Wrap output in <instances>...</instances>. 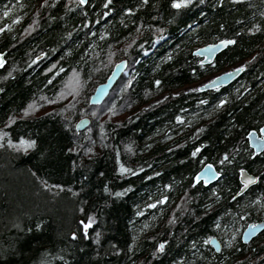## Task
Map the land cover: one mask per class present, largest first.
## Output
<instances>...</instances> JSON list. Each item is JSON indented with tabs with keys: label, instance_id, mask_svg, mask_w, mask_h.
Returning a JSON list of instances; mask_svg holds the SVG:
<instances>
[{
	"label": "trees",
	"instance_id": "trees-1",
	"mask_svg": "<svg viewBox=\"0 0 264 264\" xmlns=\"http://www.w3.org/2000/svg\"><path fill=\"white\" fill-rule=\"evenodd\" d=\"M198 1L194 0L192 6L177 13L170 7L169 0H148L146 4L144 0H116L118 7L104 19L105 31L102 33L99 30L92 33L90 29L94 22L91 18L86 21L87 16H84L93 9L94 5L90 10L87 6L84 11L86 13L79 20L71 21L68 18L65 20V15H56L54 10L45 19L40 17L39 30L43 32L36 38L37 44L34 43V47L39 45L41 47L38 48H42L46 43L60 45L61 61L58 65L65 67L67 61L76 65L75 70L83 80L79 92L84 97L99 80H102L103 76L100 75L101 72L92 75L95 67L92 64L88 66V63H84L79 58L84 44L99 34L100 42L111 49L129 38H135L136 43L130 49L131 52L138 45L150 43L155 34L166 36L159 44V59L166 63L156 69V72L142 73L143 75L135 78L124 93L121 94L119 89L110 101L112 104L110 107L113 108L112 116L99 120L93 119L88 135L84 132L78 133L79 144L83 147L89 146L88 141L83 139L84 136H89L96 141L94 146L97 155L92 160L65 150L66 147H72L73 143L70 139L71 133H66L62 128L63 118L68 115L67 112L59 111L64 106H55L56 111L48 116L43 114L41 117L16 121L8 129L14 137L17 134H32L40 139L38 149L28 155L0 148V264H38L44 249L51 254V264H64V261L59 259L61 255L69 261V264H135L137 259L139 262L137 261L136 264H173V261L177 264H194L195 262L199 264H264V241L253 247L243 245L240 239V228L264 214V211H246L247 204H243L242 201L251 199L256 189H264V181L259 182L233 201L228 195V190L231 189V195L235 190L236 171L232 166H228L224 179H219L212 187L221 190L218 192L221 201L207 210L203 207L204 201L210 198L212 202L216 200V197L210 193L203 196L195 195L197 189L205 190L199 184L195 189L189 187L191 173L195 172L199 165L189 156V153L200 142H207L201 156L209 161H217L219 154L227 151L233 160L238 156L240 159L244 158L245 167L251 171L257 169L256 164L259 166L264 163L263 155L261 159L258 157L249 159V153L244 152L245 149L241 144L246 131L251 127L257 128L260 124L258 121L262 118L264 120V89L257 88L245 103L232 102L235 96L233 88L235 85L239 86L242 79L245 83L248 82L247 84H253L256 80L264 78V47L259 48V44L264 41V15H261L264 13V0H223V3L215 6L214 10L205 11V18H208V21L203 18L198 27L190 33L177 36L179 27L191 19H196V15L202 12L197 5ZM125 8H133L135 11L126 13ZM77 21L83 22V25L84 22L88 23V26L84 27L81 44H79L80 40H75L74 36ZM220 24H224L225 28H220ZM254 26H261L262 29L256 32ZM137 27L140 28L139 34ZM159 28H163L165 32L160 33ZM249 28L253 31L249 32L247 30ZM211 31L235 38L236 43L216 57L212 64L213 69L209 72L233 64L249 56L258 48L261 50L255 55L256 63L253 66L234 83L221 89L227 96L228 103L218 110L217 117L205 122L207 115L200 114L192 118V121L185 120L193 113L191 112L193 109L197 110L188 102L196 103L198 99L204 100L206 96L203 94L197 96L189 93L177 97L169 95L160 103L148 104L159 93L165 92L163 90H168L167 92L170 93V89L193 79L191 69H194V66L190 67V60L192 61L190 49L196 44L209 41L213 37ZM105 32L109 35L105 36ZM129 34L132 36L129 37ZM9 44L2 41L0 46L10 48L11 44ZM26 47L32 48L30 43ZM38 48L31 49L32 56H35ZM22 49L20 48L21 52ZM168 55L173 58L165 59ZM152 66L153 64L150 63L144 71ZM3 72L4 68L0 70V74ZM40 73L31 75L30 80H24L22 75L13 72L12 78L0 82V88L5 89L4 92H0V122H4L10 113L11 115L20 113V109L28 104L30 97L40 84L42 88L45 79H43V73L42 75ZM156 79L162 81L161 86L153 83ZM261 86H264V81ZM208 95L216 103L219 94L208 91ZM144 104H148L147 107H143ZM134 107H138L136 112L127 116L128 111ZM181 109L184 111L181 112ZM69 111L73 124L80 112L78 109ZM176 113L184 116V122L179 130H175L176 126L173 123V116ZM2 126L3 123H0V127ZM101 126L103 132H101ZM165 127L166 132L163 135L159 131ZM200 127H203L204 131L198 133L196 130ZM173 130L175 134H180L178 139L182 144L181 147L169 151L166 150L165 138ZM102 135L106 137L104 144L107 145L103 148L100 143ZM149 144L151 147H146ZM125 145H131V149H127ZM115 149H119L120 160L123 163L132 167L133 170L136 166H140L143 172H138L135 176H126L124 179L119 178L115 173L117 166ZM44 150L49 153L46 161L40 159V152ZM234 155L236 157H233ZM73 161L76 162V167H73ZM81 164L85 167H81ZM37 165L40 166L39 174L46 176L53 184H68L73 188H79L81 175L88 177L84 185L87 195L72 197L70 193L62 192L58 197L53 198L52 192L40 187L29 171L35 170ZM148 166L154 167L152 169ZM100 171L105 172V177L98 178ZM153 172L159 175L153 176ZM146 176L149 179H145ZM102 180L109 183L114 190H120L129 184L134 187L120 199L112 197V203L105 206L107 194L97 191L102 187ZM166 184H171L172 188H164ZM185 191L192 197L187 202L181 199ZM146 195H153V202L161 195H167L170 202L172 198L175 200V197L179 196V199L174 201L175 204L170 211L162 214L160 222L154 225L151 231L146 232L143 239L129 251L127 247L131 232L133 230V233H136L139 230L141 225L139 222L147 213L141 209L143 215L134 216L132 206L139 202L144 207V202L148 200ZM82 199H88L90 205L95 204V209L90 210H95L100 215L99 221L90 231V236L94 235L96 230L102 229L104 235L101 244L95 245L90 241H84L81 237L80 243H74L65 251H60L66 248L69 241L58 234L76 230L77 221L83 218L76 210L77 204ZM168 201L164 206H167ZM205 211L207 215H204ZM246 212L247 215H245ZM172 216L176 217V221L174 224H169L168 220ZM195 216H200V220H195ZM41 219L45 221V225L41 230H36L33 227L34 223ZM17 223L23 227H33V231L26 233L14 226ZM214 223H220L221 227L214 228ZM134 224H137L135 230ZM232 231L236 233L234 239L231 236ZM213 235H217L223 244L225 243L221 251L215 252L208 244L198 243L196 249L190 247V241H200ZM148 237H155V239ZM230 239L231 246L228 245ZM160 240H168L169 243L165 246V252L153 256L152 252ZM111 244H116L121 251L116 252ZM81 248L84 252L79 250ZM247 250H249L248 253H246ZM97 252L100 253L99 256L96 255ZM180 257L184 259L180 260Z\"/></svg>",
	"mask_w": 264,
	"mask_h": 264
},
{
	"label": "bare ground",
	"instance_id": "bare-ground-1",
	"mask_svg": "<svg viewBox=\"0 0 264 264\" xmlns=\"http://www.w3.org/2000/svg\"><path fill=\"white\" fill-rule=\"evenodd\" d=\"M42 3H43V0H0V27H3L4 24L10 25L9 29H6L4 32L0 33V44L2 41H6L8 44L10 43L12 45L11 46L9 44L10 48L9 46H6V47L0 46V52L5 53V58L7 60V64L4 66V72L1 73L0 76H5L8 70H12L13 72H16L17 75H22L24 77L23 78L24 80H30L31 75L33 74L36 75L37 73H40V72L43 73V79H45V82L43 83L42 88L40 87L41 86L40 84V86H38L39 88L36 90V92H34L35 95L30 97L29 99V101H31L32 99H36L37 103L41 104V107L37 108L34 112H32L28 116H24L22 112L15 114V116L18 117L17 122L22 121V120H29L32 118L41 117V115H43L46 111L47 112L51 111L55 106L65 107L67 100L72 99V96L68 95V93L72 91V87L74 86L72 83L73 69L77 68L76 65L73 64L72 62L70 63V61H67L66 62L67 66L65 67L62 66V68L64 69V72L58 73L56 76L52 77L54 81L53 84L49 85L47 83L48 73H45L44 69L50 67L52 64H55L56 61H57V64L59 63V61H61L60 60L61 59V53H60L61 48H60V45L49 44V43L44 44L42 48H38V47H41L39 45H36V47H34V45L37 44V42L35 43V41H37L36 38H38V36L41 35L43 32L39 30L40 29V23H39L40 17L41 19H45V17L50 16L52 13V10H54L56 15H59V16L65 15L64 16L65 20L67 18L71 21L77 20V19L79 20L86 13L84 12L86 11V7L88 6L90 10L92 6L94 5L93 9L87 12L86 15L84 16H87L86 21H88L89 18H91L92 21L94 22L90 29L92 33L96 32V30H99L102 33L105 31V23H104L105 20L104 19L107 18L108 15H111L114 9H117L118 7L116 0H112V3L109 7L113 9L112 11L108 13L107 16H105L103 14L105 11H107V9L103 6L105 3V0H88V3L85 5H80L79 0H71V2L70 0H56L55 4L52 3V0H48V4L45 6H42ZM215 3H216V0H205V3L203 5L200 4L199 1L197 2V5L201 8L202 12L205 13V11L209 12V11L214 10V7L212 5ZM6 8H11L12 11L10 12L8 17H3V12ZM99 12H101V15H99ZM17 15L22 17V19L19 22L15 21V17ZM203 18L204 20L208 21V18H205V14H204V17H201L200 15H196V19L189 20L188 22L185 23V25L177 29L178 30L177 36H182L185 33L186 34L190 33L191 30L198 27L200 20ZM34 20L36 21V24H33ZM29 24H32L33 26L31 29H29V31L25 32V29L28 27ZM87 26H88V23L84 22V25H83V22L77 21V24L74 28V36H75V40H78V41L80 40L79 44H81V38H82V35L84 34V27L86 28ZM254 29L256 32H258L259 29H262V27L258 26V28L255 27ZM212 32L213 31H211L210 33H211V36L213 37L209 41L204 42L202 44H196L193 46L192 49H190L191 50L190 53L192 55V61L190 60V67L194 66V69H196L195 73H193L191 69V73L194 75L193 79L191 81H185L183 84L177 86L176 88L170 89V93L180 92L182 95L191 93V94H195L198 96L199 94H203L204 96H206L204 100L205 99L208 100L207 104L198 103V101H201V99H198L196 103L195 102L193 103L191 101L188 102L191 107L195 106L197 110L193 109L191 111L193 113L189 115L190 117L188 116L187 118H185V120L192 121V118H195L199 116L200 114H205L206 112H210L212 113V115L210 116L207 115L205 118V122L215 119L217 117L216 113H218L219 109L216 111H213V106L215 105V103L212 101V99L208 95V91H215L216 94H219L216 100L224 97L225 93L221 89L234 83L235 80H237L241 75H243V73H245L251 66H253L256 63L255 55L259 54L261 51L259 48L264 47V41H263L259 44V48L256 49L255 52H252L249 56L239 59L233 64H230V65L228 64L227 66L222 67L220 70L209 72V71H212L213 69L212 64L216 60V57L222 54V52L229 49L232 45H229L225 48H221L214 55H212V53L211 55H209L207 52H205L204 51L205 46L216 44L221 39H235L231 37H226L223 34H217V33H214V32L212 33ZM100 36L101 35L99 34L95 38L88 40L84 44L82 48V55L79 58V60H83L84 63H88V66L92 64V66L95 67V70L92 72V75H94V73L101 72L100 75L103 76L102 80H99L95 84V86H93V88L87 93V96L85 97L82 96V93L80 94V92L78 91V94H77L78 102L74 101V103L77 106V109L78 110L82 109V111H79L80 112L79 116L74 120L73 126L75 127L78 122L83 123L87 121V124L83 128H81L79 132V133L84 132L86 135H88L90 132L89 127L92 125L93 119L99 120V119L112 116V114L108 112V108L112 105L110 103V101H112L111 98H113V96L119 92V89H121V94L124 93V90L128 89L131 86V84L127 83L129 80L133 81L135 78L137 79L141 77L143 74H151L150 72H153V69L156 70L160 68L164 63H166L159 59V44L162 42V40L166 38V36H160L159 33L155 34L152 37L150 43L146 42L140 46L138 45L136 48H134L132 52L130 51L132 47H130L126 52L123 51L125 45L131 43L132 41L131 38L120 43L118 46L116 45L117 47L113 46L114 49H111L107 45L100 42ZM131 36L132 35H129V37ZM157 37H162V38L157 39ZM29 43L32 46V48L26 47L27 44ZM20 48H23L22 52L20 51ZM34 48L35 49L38 48V51L35 53V56H32L30 52L32 51L31 49H34ZM197 48H200L202 51L200 53H196L195 49ZM41 52L45 53V55L41 56L35 65H32L31 60H34L37 56L40 55ZM198 60H204L203 67H201L200 64L197 63ZM121 61H124V63H121ZM150 63L153 64V66L150 69H146V71H144L145 68L149 67ZM13 65H16L15 69L12 68ZM157 65H159V67H157ZM240 65H245L244 70L239 71V73H237L238 75L225 85H220V86H217L211 89H203L202 91H186L187 88L186 89L184 88L185 86H190V85H196V88H198L201 84H204L206 81L213 79L214 77H217L223 73L231 72L234 69L239 70ZM6 66L8 68H5ZM256 68L257 67H255V69ZM0 70H3V68H0ZM80 80H81V85H82L83 83L82 78H80ZM1 81H6V80H0V82ZM263 81H264V78H260L256 80L255 83L253 84H247L248 82L245 83L244 80L242 79V81L240 82L241 87L240 85L239 86L235 85V88H233L235 89L234 95L236 97L234 96L232 98V102H235V101H237L238 103L247 102L248 98L252 96L253 92L256 91L257 88L261 87L264 89V86L263 87L261 86L263 84ZM66 86H67V89L65 91ZM98 86H99V92L97 94ZM59 91H65V100H57L55 94L56 92H59ZM163 91L165 92L159 93V95L155 96L148 104H153L156 101H160V102L164 101L165 99H162V97L168 98L169 95L172 97H177L167 92L168 90H163ZM104 93H106V95L104 96V98L103 97L101 98V95ZM41 95L49 96L51 99L56 100V103L52 105L44 103L43 101L39 99ZM96 95H98V97ZM148 104H144L143 107H147ZM137 108L138 107H134L130 109V111H128L127 113V116L134 114ZM93 112L98 113V115L93 116L92 115ZM177 115L178 113H176L173 116V123L176 126L175 130H179L182 127L181 125L182 123L176 120ZM6 120L7 118L4 119V121ZM261 120L258 121L260 122V124L257 128L264 127V120L262 121ZM250 129H252V127L249 128L247 131H249ZM159 132L163 133L164 135V133L166 132V127L162 128ZM246 133L241 141L242 142L241 144L243 145V148L245 149L244 152L247 151L248 153H251V152L257 153L256 156H250L248 154L249 159H252L254 157L256 158L258 157L260 159L263 158L264 151H256L255 147L250 144L249 138L247 137ZM256 135L258 136L260 135V133L257 132ZM179 136L180 134H175L174 130L171 133H168L167 135L168 138H165L166 150H169V149L174 150L178 148L176 147V145L182 144V142L178 139ZM255 141H256V136H255ZM233 157H236V156L234 155ZM238 158L239 156L233 160L234 164H237V165L239 164L236 167H245V163H244L245 159L243 158L244 159L243 160L239 158V160H237ZM217 161L214 162V161L207 160L208 163H212L214 165H216ZM256 165L257 166L255 167H257V169L251 171L247 168L248 171L250 173L254 171L258 173H263L264 163H261L259 166L258 164ZM150 167L153 169L154 166H150ZM199 167L200 165H198L197 170H199ZM219 179L220 178L217 177L214 180L208 181L207 184H204L201 182L199 185L203 187L205 190L198 191L197 189V191H195L194 194L195 195L198 194V196H203L204 194H209V193L212 194V189H209V188H212L219 181ZM238 179L239 178L236 174V186H235L234 192H232V195H235L236 191L239 188ZM261 181H264V180L262 179ZM259 182L257 184H259ZM257 184L250 185L248 189H245L241 193V196H243L246 192H248L252 187L256 186ZM255 191L256 193L251 196V199L249 198V199L242 201L243 204L245 203L247 204L246 211L257 210V207L264 205V189H256ZM148 194H151V193H148ZM183 194L185 195V192L182 193V195ZM146 197L148 198V200L144 202V204L153 203L152 201L154 200L153 195H146ZM257 197H260V200L257 202L256 205H253L251 202L255 200ZM178 199H179V196L175 197V200L174 198H172L171 202L168 201L167 206H164L163 204V205H157L155 208L145 209L143 206H141L139 202L134 204V205L139 206L138 209L134 207V205L132 206L134 216H135V212L137 210L141 211V209L147 213H145L146 215L141 219L142 221L139 222V224H141L139 230L136 233L135 232L133 233V230L131 232V235L129 237L128 247H127L129 251H131L134 248V246L143 239V237L147 234L146 232L151 231V228H153L154 225H157L160 222L162 214L170 211L173 208L176 200ZM208 201H210V198L208 199ZM220 201H221L220 199L212 201V204L217 205L218 203H220ZM208 203H206V205ZM79 219H82V218H79ZM263 221H264V214L257 220L255 219L253 221L247 222L244 226L240 228V239H241L242 232L249 224H253L256 222H263ZM145 224L148 225V228H144ZM136 227H137V224H134L133 229L135 230ZM92 229L93 228H91L89 231H91ZM134 237H135V243H133ZM213 237H215L220 242L219 251H221L225 243L223 244V242L220 240V238L217 235H213ZM262 241H264V228L260 230L249 242L247 243L242 242V243L245 246L252 245L253 247H256L260 245ZM129 245H132V247L130 248ZM208 245L211 246L213 250L215 251L214 247L211 245L210 242L208 243ZM219 251H215V252H219ZM248 252L249 250L246 251V253ZM137 261L139 262V259H137ZM137 261L135 262V264L137 263ZM194 264H199V262H195Z\"/></svg>",
	"mask_w": 264,
	"mask_h": 264
},
{
	"label": "snow or ice",
	"instance_id": "snow-or-ice-1",
	"mask_svg": "<svg viewBox=\"0 0 264 264\" xmlns=\"http://www.w3.org/2000/svg\"><path fill=\"white\" fill-rule=\"evenodd\" d=\"M56 0H52V3L55 4ZM71 2V0H70ZM148 2V0H144V3L146 4ZM88 3V0H79V4L80 5H85ZM112 3V0H105L104 3V7L107 9V11H105L103 14L105 16L108 15V13L110 11H112V8L109 7ZM170 3V7L174 10L177 11V13H179L180 11L187 9L189 6H192L194 3V0H169ZM200 4H204L205 0H199ZM223 0H216V3L213 4L212 6L215 7L218 4H222ZM48 4V0H43L42 6H45ZM139 7V5H138ZM12 11L11 8H6L3 12V17H8L10 12ZM133 11H135V9L133 8H125L124 12L126 13H132ZM201 16L204 15L203 12L200 13ZM261 15H264V13H261ZM22 19L21 16L17 15L15 17V21L19 22ZM33 24H36V21H33ZM32 24H29L28 27L25 29V32L29 31V29L32 28ZM220 28H225L224 24H220L219 25ZM257 27L258 26H254ZM10 25L9 24H4L3 27H0V33L4 32L6 29H9ZM249 32H252L253 29L249 28L247 29ZM140 28L137 27V32L139 33ZM158 31L160 33H164L165 30L163 28H159ZM68 35H71V33H68ZM105 36H108L109 33L105 32L104 33ZM131 35V34H129ZM162 37H157V39H161ZM136 43L135 38L132 39L131 43L126 44L123 51H127L130 47L133 46V44ZM236 43L235 39H221L218 41V43L216 44H211V45H206L204 48V51L207 52L209 55H211V53L217 49V48H225L229 45H233ZM196 53H200L202 50L200 48L195 49ZM45 53L41 52L39 56H37L34 60H31V64L35 65L37 63V61L40 59L41 56H44ZM173 57L171 55H168L165 57V59L167 60H171ZM121 63H124V61H121ZM198 64H200L201 67L204 66V60H198L197 61ZM7 64V60L5 58V53L4 52H0V68H4V66ZM16 65H13L12 68L15 69ZM157 67H159V65H157ZM245 65H240L239 66V71H243L244 70ZM153 71H155V69H153ZM235 71V69L233 70ZM45 73H48V77H47V83L49 85L53 84L54 81L52 79L53 76H56L58 73H63L64 69L62 67H59L58 64H52L50 67L45 68L44 69ZM192 72L195 73L196 69H192ZM224 78L226 79L228 75H230V73H225L223 74ZM13 77V71L12 70H8L7 74L5 76H0V80H7L9 78ZM220 80V77H214L213 79H210L208 81H206L204 84H201L198 88L196 89H186V91H202L205 88H214L216 87V82ZM30 83V81H29ZM72 83H73V87H72V91L68 93V95L72 96V99L67 100L66 102V106L63 108H60L59 111L61 113H68V115H65L63 118V123H62V128L65 130L66 133H71V141L73 143L72 147H66V151L69 153H77L80 154L82 156L87 157L89 160H92L94 158V156L97 155L96 152V148H95V143L96 141L92 140L89 136H84L83 139L88 141L89 146L87 147H83L79 144V140H80V136L78 135V133L80 132V129L82 127H84V125L82 123H77L76 126L74 127L72 124V120H71V112L69 110H77L76 109V104L74 103V101H77V94L79 91V86H81V80L79 77V73L76 72L75 69H73V78H72ZM128 84L132 83V80H129L127 82ZM153 83L157 86H161L162 85V81L159 79H156L153 81ZM67 89V86L65 88V91ZM5 89L4 88H0V92H4ZM65 91H59L56 92V98L57 100H65ZM35 95V94H33ZM172 95L174 96H179L181 95L180 92H174L172 93ZM39 99L41 101H43L44 103H47L49 105L55 104L56 100L51 99L49 96L46 95H41L39 97ZM162 99H167V97H162ZM78 102V101H77ZM156 103H160V101H156ZM198 103H202V104H207L208 100H201L198 101ZM228 103V98L227 96H224L222 98H219L217 100V102L215 103V105L213 106V111H216L224 106H226V104ZM41 104L37 103L36 99H32L31 101H29V103L24 106L23 108L20 109V111L23 113L24 116H28L30 115L32 112H34L37 108H40ZM149 107H151V105H149ZM56 111L55 108L52 109V112H45L44 115L48 116L51 115L52 113H54ZM79 111H82V109H79ZM184 109H181V112H183ZM108 112L110 114H113V108L109 107L108 108ZM93 116L98 115V113L93 112L92 113ZM205 115H212V113L210 112H206ZM18 117L15 115H8L7 116V120L4 122H0L3 123V126L0 127V148H7V149H11L14 152H16L17 154H24V155H28L29 153L33 152L34 150L38 149V143H39V137H34L32 134H28V135H23V134H17L15 137L13 136V134L11 133V131H9L8 129H10V127L12 125H14L17 121ZM176 120L183 123L184 122V116L182 115H177L176 116ZM119 123V121L117 122ZM103 124V121L101 122V125ZM183 130V129H181ZM89 131H91V129H89ZM171 131V130H170ZM198 133L203 132L204 128L200 127L197 128L196 130ZM101 132H103V127L101 126ZM257 132L260 133V135H256ZM247 137L251 138L256 136V143H255V147L257 148V151H264V127H259V128H252L249 131H247L246 133ZM168 138V137H166ZM106 139L105 136H101V147H107L106 144H104V140ZM207 142H200L199 144H197L196 146L193 147V149L191 150V152L189 153V156L197 161L200 165L199 170L191 173V181L189 184L190 188L195 189V187L200 184L201 182L204 184L208 183V177H219L220 179H224L225 175L227 174V167L228 166H232L233 168H235L236 174L238 176V185L239 188L236 191L235 195H231V189L228 190V195L230 196V198L235 201L237 199V197L241 196V193L245 190L248 189L250 185H255L257 184L259 181H261L262 179H264V173H258V172H252L250 173L248 171V169L246 167H236V165H234L233 163V159L230 158V153L225 151L221 154H219V159L216 162V165L212 164V163H208L207 162V158H202L201 153L202 150L205 149ZM125 147L127 149H131V145H125ZM146 147H151V145H146ZM176 147H181V145H176ZM169 151H172V149H169ZM235 152V149L233 150ZM115 153H116V168H115V173L119 176V178L124 179L126 176H135L138 172H143V168H141L140 166H136L135 170H133L132 167H128L125 163H123L120 160V152L119 149H115ZM256 152H251L249 153L250 156H256ZM48 151L44 150L40 152V159L42 161H46L48 159ZM218 165V166H217ZM81 167H85V165L81 164ZM73 167H76V162L73 161ZM150 167V166H149ZM32 174V176L36 179V181H38V184L40 187H42L43 189L52 192L53 198L58 197L62 192L65 194H71L72 197H81L83 195H87V193L85 192V187L84 185L87 182L88 177L83 176V174L81 175V187L79 188H73L72 185H68V184H53L49 182V179L46 176H42L40 175V166L37 165L35 170L30 169L29 170ZM153 176H158L159 173L157 172H153L152 173ZM105 177V172L100 171L98 173V178H103ZM145 179H149V177H145ZM102 187L98 188L97 191L100 192L101 194H107V199H105V206H109L112 201L111 198L115 197L116 199H120L122 197L125 196L126 193H129L133 190V185L129 184L127 187H123L120 190H114L113 187H111L109 185V183L104 182L103 180L101 181ZM164 188L167 189H171L172 185L171 184H166L163 186ZM53 189H55V191H53ZM220 189L217 188H212V195L214 197H216V200H219L221 197L220 195H218V192H220ZM192 197L189 195V193L187 191H185V195L184 197H182L181 199L185 202H187V200H190ZM169 200V197L167 195H161V197L154 201L153 203H146L144 204V208L148 209V208H155L157 205H163L166 204V202ZM260 200V197H257L255 200H253L251 203L253 205H256L257 202ZM213 206L212 202L208 203L207 205H204L203 207L207 210V209H211ZM95 204H91L89 203L88 199H82L79 201V203L77 204L76 210L82 215V219H79L77 221V228L76 230H70L68 232H64V233H59L58 235L61 236L63 239L68 240L69 243L68 245H66L65 249H61L60 251H65L68 247H71L74 243H80L81 242V237L83 238L84 241H90L91 243H94L95 245H100L101 244V239L104 235V232L102 229H98L94 232V235L90 236V229L93 228L94 225L97 224V222L100 219V215L97 211L95 210H90V209H95ZM134 207H136L137 209L139 208L138 205H134ZM177 207H179V205H177ZM257 211H264V205H261L259 207H257ZM248 213L246 212L245 215H247ZM143 213L139 210H137L135 212V216H142ZM204 215H207V211H205ZM243 217H241L242 219ZM219 219V217L217 218ZM195 220H200V216H195ZM176 221V217L172 216L169 218L168 223L169 224H174ZM45 225V221L44 220H39L38 222L34 223V228L36 230H41L42 226ZM17 228H21V230H23L26 233H31L33 231V227H23L21 224L17 223L14 225ZM145 228L148 227L147 224H145L144 226ZM213 227L216 229H219L221 227L220 223H214ZM249 229L252 231H255L256 229V225L255 224H251L249 225ZM143 230V229H142ZM235 231H232L231 236L234 239L235 238ZM149 239H155V237H148ZM215 237L213 236H208L206 239H202L200 241H190V247L192 249H196L197 248V244H208L210 241H214ZM133 243H135V237L133 238ZM169 241L168 240H160L155 247V250L152 252L153 256L158 255L159 253H163L165 252V246L168 245ZM229 246H231L232 241L231 239L228 241ZM111 247H113L116 252H120L121 249L116 245V244H111ZM129 247L131 248L132 245H129ZM81 252H84V249L81 248L79 249ZM217 251H219V248H217ZM97 256L100 255L99 252L96 253ZM51 254L48 252L47 249L43 250V255L40 257L38 264H51V259H50ZM59 259L61 261H64V264H69V261L65 260V257L63 255L59 256ZM184 257H180V260H183ZM173 264H177L176 261H173Z\"/></svg>",
	"mask_w": 264,
	"mask_h": 264
},
{
	"label": "water",
	"instance_id": "water-1",
	"mask_svg": "<svg viewBox=\"0 0 264 264\" xmlns=\"http://www.w3.org/2000/svg\"><path fill=\"white\" fill-rule=\"evenodd\" d=\"M221 48H217L215 49L213 52H212V55H214L216 52H218ZM226 73H230V75L227 76V78L225 79L224 78V75L225 73L217 76V77H220V80L216 82V87L217 86H220V85H225L227 84L228 82H230L233 78H235L239 73V70H235V71H231V72H226ZM205 89H211V88H205ZM99 92V86L97 88V94ZM106 95V93L102 94L101 95V98ZM98 97V95H96ZM84 126L87 124V121L83 122L82 123ZM83 128V127H82ZM249 138V137H248ZM249 142L251 145H253L255 147V136L254 137H251L249 138ZM255 150L257 151V148L255 147ZM217 178V177H216ZM216 178H213V177H208V181H211V180H214ZM256 225V229L255 231H252L249 229V224L245 229L244 231L242 232L241 234V241L244 242V243H247L249 242L260 230H262L264 228V221L263 222H256V223H253ZM211 245L214 247L215 251H217V248L220 249V242L215 238L214 241H210Z\"/></svg>",
	"mask_w": 264,
	"mask_h": 264
},
{
	"label": "rangeland",
	"instance_id": "rangeland-1",
	"mask_svg": "<svg viewBox=\"0 0 264 264\" xmlns=\"http://www.w3.org/2000/svg\"><path fill=\"white\" fill-rule=\"evenodd\" d=\"M230 68V67H229ZM185 89H195L196 88V85H190V86H185L184 87ZM206 203H208L207 201H204V204L206 205ZM145 228V227H144ZM148 228V227H147Z\"/></svg>",
	"mask_w": 264,
	"mask_h": 264
}]
</instances>
